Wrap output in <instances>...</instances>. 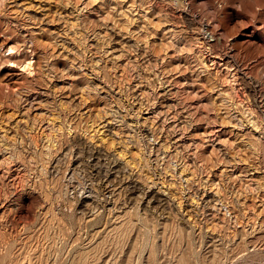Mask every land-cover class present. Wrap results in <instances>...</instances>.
Here are the masks:
<instances>
[{
    "label": "rangeland",
    "instance_id": "rangeland-1",
    "mask_svg": "<svg viewBox=\"0 0 264 264\" xmlns=\"http://www.w3.org/2000/svg\"><path fill=\"white\" fill-rule=\"evenodd\" d=\"M0 264H264V0H0Z\"/></svg>",
    "mask_w": 264,
    "mask_h": 264
},
{
    "label": "bare ground",
    "instance_id": "bare-ground-1",
    "mask_svg": "<svg viewBox=\"0 0 264 264\" xmlns=\"http://www.w3.org/2000/svg\"><path fill=\"white\" fill-rule=\"evenodd\" d=\"M206 37L212 42V41H214V39H212L213 37L211 36V33H209V32H207V35H206ZM11 51H12V49H10ZM11 53V52H10ZM14 63V62H13ZM11 64H12V61H11ZM31 62H29L28 61V63H26L25 65L23 64H21L20 65V67H21V69L23 68V69H27V68H29V71H31V69H30V67H31ZM252 119V118H251ZM203 192V191H202Z\"/></svg>",
    "mask_w": 264,
    "mask_h": 264
}]
</instances>
